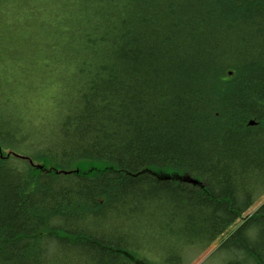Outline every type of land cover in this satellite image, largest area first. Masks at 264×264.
Masks as SVG:
<instances>
[{
    "label": "trees",
    "instance_id": "16d2710c",
    "mask_svg": "<svg viewBox=\"0 0 264 264\" xmlns=\"http://www.w3.org/2000/svg\"><path fill=\"white\" fill-rule=\"evenodd\" d=\"M263 193L264 0H0V264H264Z\"/></svg>",
    "mask_w": 264,
    "mask_h": 264
},
{
    "label": "rangeland",
    "instance_id": "374dc122",
    "mask_svg": "<svg viewBox=\"0 0 264 264\" xmlns=\"http://www.w3.org/2000/svg\"><path fill=\"white\" fill-rule=\"evenodd\" d=\"M264 201V193L258 197L255 202L250 206L249 208V212H253L262 202ZM240 221V219H237V221L235 223H233L226 231L230 232L231 230H233L236 225L238 224V222ZM219 240V239H218ZM217 241H215L209 248H207L206 250H204L203 252L200 253V255L198 256L197 259H195L192 264H221V257L219 255H215L212 254V251L214 250L213 248L215 247Z\"/></svg>",
    "mask_w": 264,
    "mask_h": 264
},
{
    "label": "bare ground",
    "instance_id": "6f19581e",
    "mask_svg": "<svg viewBox=\"0 0 264 264\" xmlns=\"http://www.w3.org/2000/svg\"><path fill=\"white\" fill-rule=\"evenodd\" d=\"M249 124L252 125L253 124V121H249ZM249 208L246 210V212L244 214L252 213V212H249Z\"/></svg>",
    "mask_w": 264,
    "mask_h": 264
}]
</instances>
